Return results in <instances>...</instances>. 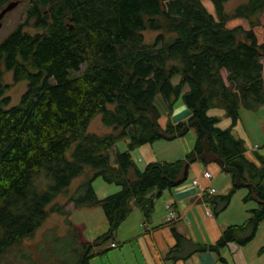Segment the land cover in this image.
Listing matches in <instances>:
<instances>
[{"label":"trees","instance_id":"1","mask_svg":"<svg viewBox=\"0 0 264 264\" xmlns=\"http://www.w3.org/2000/svg\"><path fill=\"white\" fill-rule=\"evenodd\" d=\"M9 1L0 0V10ZM19 1L25 18L0 40V259L73 202L100 206L107 221L104 232L81 243L77 264H88L114 240L132 204L149 221L155 201L186 179L194 161L216 162L229 177L226 192L204 194L214 214L239 189L246 191L245 206L255 202L241 223L223 226L215 244H194V250L247 245L261 234L264 145L247 149L237 126L241 107L264 104V41L253 30L264 0L241 2L231 15L223 9L227 0H212L217 18L203 0ZM230 17H245L250 27H228ZM5 70L15 82L27 80L16 105L5 94ZM158 97L169 109L180 98L191 115L162 127ZM99 114L110 131H88ZM191 129L193 146L182 158L151 160L143 168L133 159L138 147ZM120 139L129 140L125 149L115 147ZM84 174L65 202L48 207ZM96 177L118 188L98 196ZM172 234L170 252L186 239Z\"/></svg>","mask_w":264,"mask_h":264},{"label":"crops","instance_id":"2","mask_svg":"<svg viewBox=\"0 0 264 264\" xmlns=\"http://www.w3.org/2000/svg\"><path fill=\"white\" fill-rule=\"evenodd\" d=\"M237 24L239 25V22H227L228 27ZM257 39L258 42H261L258 36ZM222 73L225 77L226 72L223 70ZM156 103L160 110L158 121L162 127H165L169 121L176 124L179 121L186 120L191 115V110L180 98L172 109H169L160 97L157 98ZM237 129L239 135L245 139L247 149L261 148L264 145V104L256 109L241 107ZM194 137V131L191 129L181 137L167 140L178 141L179 149L175 150L177 156H133V159L140 167L145 166L151 160L164 161L182 158L192 148ZM127 141L129 140L127 139ZM205 168L212 173L211 181H207L202 176V171ZM222 173L221 166L216 162L206 165L199 161L192 162L186 179L182 183L165 190L155 201L154 211L149 221H145L139 208L132 204L131 212L115 232L112 242H115L116 246H111L110 243L101 245L96 249L97 253L89 259L88 264H232L234 258H237L236 264H252L251 258H259L257 251L251 255L248 250L250 257L247 259L245 256V258L239 256V253L241 251V253H244L243 250L249 244L237 247L234 243L228 242L220 246L218 251L209 249L194 250V244H215L222 234L223 226L234 224L235 219L238 218L239 220L242 215H246L243 211L239 216L234 217L231 212L226 213L229 207L222 211L225 214H214L211 207L203 201L204 195L202 192H205L203 188L212 186L216 189V192H220L214 182ZM195 178L198 179L200 185L194 183ZM169 205L180 215L178 219L169 220ZM82 208L91 209L93 207H75L73 202L66 203V214L54 213L52 216L51 213L33 235L34 239L42 238L41 235L45 231L44 226L46 224L49 227L55 226L61 221L59 220L60 217L64 216L68 217L67 219L72 227L80 224L86 226L89 217L78 213V211H82ZM73 215H76L78 221L69 220L71 216L73 218ZM102 225L103 228L107 229V221ZM172 229L177 230L186 239H182L180 245L170 252V248L176 243ZM99 234L101 233L93 235L90 231H86L85 234L74 236L77 242L82 243L91 241ZM30 257L31 255L26 258ZM54 262V260H50L45 264H54ZM33 264L41 263L35 259Z\"/></svg>","mask_w":264,"mask_h":264},{"label":"rangeland","instance_id":"3","mask_svg":"<svg viewBox=\"0 0 264 264\" xmlns=\"http://www.w3.org/2000/svg\"><path fill=\"white\" fill-rule=\"evenodd\" d=\"M246 0H227L223 3L224 12L227 14H233L236 7ZM205 7L217 18V9L212 0H203ZM25 18V4L19 1L18 4L11 10L6 12L1 19L0 26V40L8 36L12 31H14L17 25L22 22ZM239 22V25L249 28V21L245 17H230L227 22ZM260 24L253 27L254 32L260 38L261 42L264 41V11L259 15ZM227 24V23H226ZM238 25V24H237ZM32 30V29H31ZM259 42V43H261ZM264 62V60H263ZM83 67V66H82ZM3 80L7 84V90L5 94L10 97L9 105H16L21 100L22 93L26 90L27 80H21L15 82L13 79V72L11 70H5L3 74ZM110 127L103 124L101 121V114L94 117L88 127V131L96 133H104L110 131ZM157 140L155 143L147 144L138 149L133 150L132 156H177L175 150L179 149L178 141H167L164 139ZM127 139H120L116 142L115 147L118 149L126 148ZM113 156V152H112ZM141 163V162H140ZM142 165V164H140ZM141 168L144 167L140 166ZM86 174L75 178L72 181L70 188L66 192L61 193L57 199H55L49 208L57 202H63L68 198V193L75 187V185L82 179L86 178ZM226 176V177H225ZM93 187L98 196H104L108 193L115 191L118 187L115 184L106 183L101 177H96L93 182ZM214 185L219 189L220 192H226L230 185L229 177L222 173L221 176L217 178ZM245 189H239L233 196L229 209L227 212H231L234 217L239 216L243 213L246 206H254V201H249L246 206L242 200L243 195H245ZM227 207V208H228ZM83 216L89 217L87 225H78L72 227L68 221V217H60L57 225L49 227V225L44 226V233L41 235L42 238L35 240L33 237H27L24 239L22 245L16 246L8 250L0 259V264H33V261L37 259L41 264H45L50 260H54V264H77L78 259L82 254V245L77 242L76 235L85 234L86 231H90L93 235L102 233L106 228L104 226V213L100 206H94L91 209L82 208ZM239 212V213H237ZM223 212L221 211L220 214ZM225 214V212L223 213ZM52 216L54 213L51 214ZM242 215V214H241ZM246 215L240 217L238 220L235 219V224L241 223L245 219ZM63 219H65L63 221ZM69 220L75 222L78 221L76 215H73ZM49 222V221H48ZM104 222V223H103ZM75 235V236H74ZM92 240V239H91ZM264 243V230L261 229V234L258 233L257 238L247 245L246 249L243 250L244 253H239V256L249 258L251 255L257 251L258 247ZM21 252V253H20ZM31 255L30 258H26ZM38 255V257H36ZM245 256V257H244ZM252 257V256H251ZM240 259V258H239ZM58 261V262H57ZM235 261V262H234ZM232 264H236L237 258H234ZM252 264H264V252H262L258 257L251 258Z\"/></svg>","mask_w":264,"mask_h":264},{"label":"built area","instance_id":"4","mask_svg":"<svg viewBox=\"0 0 264 264\" xmlns=\"http://www.w3.org/2000/svg\"><path fill=\"white\" fill-rule=\"evenodd\" d=\"M202 176L207 181H211V179H212V173L207 168L203 169ZM194 183L200 185L198 179H196V178L194 179ZM203 191H205L208 194H212V193H215L216 192L215 188L212 187V186H207V187L203 188ZM202 194H203V192H202ZM179 216L180 215L177 213V211L175 209H173L172 207H170V205H169L168 206V218H169V220L173 221L175 219H178ZM115 245H116V243H114V242L111 243V246H115Z\"/></svg>","mask_w":264,"mask_h":264},{"label":"water","instance_id":"5","mask_svg":"<svg viewBox=\"0 0 264 264\" xmlns=\"http://www.w3.org/2000/svg\"><path fill=\"white\" fill-rule=\"evenodd\" d=\"M18 2L19 0H11L0 10V26H1V19L4 16V14L9 10H11L13 7H15L18 4Z\"/></svg>","mask_w":264,"mask_h":264}]
</instances>
